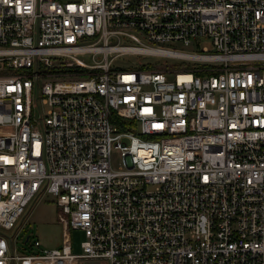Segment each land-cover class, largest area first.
I'll return each mask as SVG.
<instances>
[{
  "label": "built area",
  "instance_id": "obj_1",
  "mask_svg": "<svg viewBox=\"0 0 264 264\" xmlns=\"http://www.w3.org/2000/svg\"><path fill=\"white\" fill-rule=\"evenodd\" d=\"M121 52L187 62L112 65ZM42 191L61 245L14 252L5 230ZM15 261L264 264V0H0V264Z\"/></svg>",
  "mask_w": 264,
  "mask_h": 264
},
{
  "label": "rangeland",
  "instance_id": "obj_2",
  "mask_svg": "<svg viewBox=\"0 0 264 264\" xmlns=\"http://www.w3.org/2000/svg\"><path fill=\"white\" fill-rule=\"evenodd\" d=\"M127 43H134L133 40H123ZM201 45H205L207 49H211L209 41L205 38H200ZM162 47L174 48L186 52H193V43L184 45L179 43H164ZM81 57L86 59L87 54H81ZM112 65L133 64L138 62L147 64V67L158 69L171 70L178 67L180 64H185L186 60L182 58H174L170 56H161L155 54L129 53L121 52L111 59ZM183 62V63H182ZM171 76V73H168ZM111 162L115 164L118 161V149L113 148L111 151ZM57 205L55 203V194L47 191L38 192L31 199L26 211L21 215L15 227L6 229V235L11 237L13 251L17 253H26L29 251L39 250L41 247L60 246L62 242V224L57 219ZM70 237V249L72 251L80 250V241L83 239L82 230L80 228H70L68 231ZM38 239V246L33 244V240ZM9 264H20L18 261Z\"/></svg>",
  "mask_w": 264,
  "mask_h": 264
},
{
  "label": "trees",
  "instance_id": "obj_3",
  "mask_svg": "<svg viewBox=\"0 0 264 264\" xmlns=\"http://www.w3.org/2000/svg\"><path fill=\"white\" fill-rule=\"evenodd\" d=\"M117 119V121H118V124L120 125V126H123L124 124H127V125H131V124H133V120L132 119H125V118H120V117H117L116 118Z\"/></svg>",
  "mask_w": 264,
  "mask_h": 264
}]
</instances>
